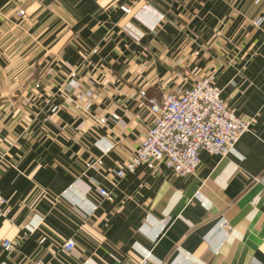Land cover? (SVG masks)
Instances as JSON below:
<instances>
[{
	"label": "crops",
	"instance_id": "1",
	"mask_svg": "<svg viewBox=\"0 0 264 264\" xmlns=\"http://www.w3.org/2000/svg\"><path fill=\"white\" fill-rule=\"evenodd\" d=\"M208 76L250 132L117 179L143 102ZM263 175L264 0H0V264H264Z\"/></svg>",
	"mask_w": 264,
	"mask_h": 264
},
{
	"label": "built area",
	"instance_id": "2",
	"mask_svg": "<svg viewBox=\"0 0 264 264\" xmlns=\"http://www.w3.org/2000/svg\"><path fill=\"white\" fill-rule=\"evenodd\" d=\"M17 15H23V11L19 10ZM259 23L258 19L252 22ZM138 99L144 101V92H138ZM144 104L150 122L132 155L114 172L117 179L132 174L138 167L155 173L159 166L173 175L193 176L199 168L201 152L224 158L240 137L250 132L251 121L237 117L228 108L214 86L212 76L200 79L190 87L173 88L159 102L148 99ZM111 118L116 120L115 116ZM100 165L98 158L86 163L85 167ZM258 181L264 185V175ZM96 190L101 198L110 200L108 191L98 187ZM7 212L0 195V219L6 217ZM0 246L6 253L14 250L9 239L1 240ZM60 246L64 251H70L74 241L67 238Z\"/></svg>",
	"mask_w": 264,
	"mask_h": 264
},
{
	"label": "rangeland",
	"instance_id": "3",
	"mask_svg": "<svg viewBox=\"0 0 264 264\" xmlns=\"http://www.w3.org/2000/svg\"><path fill=\"white\" fill-rule=\"evenodd\" d=\"M146 2V1H145ZM147 3V5H149L150 3H148V2H146ZM22 11V10H21ZM18 12V11H17ZM17 12H16V15H17ZM18 16V15H17ZM21 16H23V15H21ZM18 17H20V16H18ZM259 20V19H258ZM259 21H261V20H259ZM197 55V54H196ZM71 73H73L74 74V76L72 77V76H70L71 75ZM75 75H76V73H75V71H72V72H70L69 74H68V80H67V82H66V84H67V86H69L71 89H73L74 87H76L77 85H76V83L75 82H73V79H74V77H75ZM141 92H143V91H141ZM145 95V94H144ZM76 95H74V101L76 100V98L77 97H75ZM77 96H79L78 97V99H77V101H79L80 99H81V97H80V95H77ZM137 97H138V93H137ZM76 101V102H77ZM88 101V99L87 98H85V100L84 101H82V103L80 104V106H82L83 105V108H86L87 107V102ZM144 103V102H143ZM146 107V106H145ZM73 109H75V110H77V111H79L78 110V107H76V106H74V108ZM112 119V118H111ZM86 168V167H85ZM3 240V239H2ZM1 242V241H0ZM1 247V246H0ZM61 247V246H60ZM2 249V248H1ZM62 249V248H61ZM63 250V249H62Z\"/></svg>",
	"mask_w": 264,
	"mask_h": 264
}]
</instances>
